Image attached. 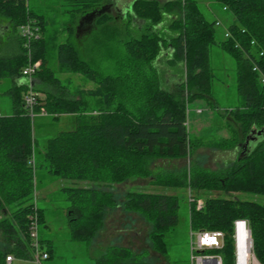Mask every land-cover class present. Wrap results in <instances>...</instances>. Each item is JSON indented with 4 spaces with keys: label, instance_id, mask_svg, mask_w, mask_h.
<instances>
[{
    "label": "trees",
    "instance_id": "trees-1",
    "mask_svg": "<svg viewBox=\"0 0 264 264\" xmlns=\"http://www.w3.org/2000/svg\"><path fill=\"white\" fill-rule=\"evenodd\" d=\"M215 1L233 17L228 38L216 39L214 21L205 19L196 0H133L125 15L128 19L108 9L97 14L105 0L81 1V15L96 10L92 46L103 45L105 54L115 59L113 72L105 73L80 57L70 40L59 44V65L95 84L89 90H71L46 65L43 23L32 15L27 0H0V26L20 29L16 51L8 55L0 46V81L12 83L6 90L12 111L0 115V264H5L8 254L28 261L31 257L27 223L33 203L28 198L35 187L32 157L39 141L23 105L24 86L17 84L27 63L21 34V26L27 23L38 31L29 49L34 59H41L34 86L45 94L35 110L42 107L53 118L71 114L74 122L72 129L47 137L37 151L49 174L71 181L61 188L67 201L69 238L92 247L113 212L137 213L149 224L148 247L136 250L111 243L99 250L94 264H163L156 263L150 251L167 257L164 237L178 223V196L120 192L116 186L149 174L150 159L184 158L203 145V140L190 137L185 126L187 104L202 97L214 101L210 46L218 45L233 58L236 91L242 101L222 113L230 131L227 138L207 143L234 151V157L216 170L193 163L177 174H164L160 185L188 188L194 199L202 200L199 209L188 202L189 227L224 233L223 247L217 251L222 264H232L231 226L236 218L248 221L254 254L264 264V202L234 196H264V87L252 70L257 63L264 71V0ZM76 36L79 39V30ZM168 47L173 67L170 83L155 64ZM254 127L262 133L240 155L239 144ZM203 191L229 196L203 197ZM37 211L40 221L43 209ZM43 247L50 257L52 249Z\"/></svg>",
    "mask_w": 264,
    "mask_h": 264
},
{
    "label": "rangeland",
    "instance_id": "rangeland-1",
    "mask_svg": "<svg viewBox=\"0 0 264 264\" xmlns=\"http://www.w3.org/2000/svg\"><path fill=\"white\" fill-rule=\"evenodd\" d=\"M81 1L85 0H27V7L32 15L39 18L43 23L42 35L45 38L47 49L46 65L53 70L54 75L58 76L61 81L68 77L79 88L89 90L95 86L84 80L80 74L66 71L57 61L59 44L70 40V43H74L80 57L84 58L91 66L101 71L103 70L105 73L113 72V59H115L113 55L107 56L104 52L105 50H103V45L97 44L95 48L92 46V38L94 35L96 36V31L85 32L79 35V39L78 35L76 36L78 26L84 16L79 12ZM196 1L206 20L210 22L218 20L220 22L219 25L214 24V28L216 39H222L225 29L233 21L229 10H225L223 5L215 0ZM120 2L122 3L123 0ZM103 7L104 5L101 6V8ZM123 19L128 18L124 16ZM1 24L3 23L1 22ZM3 28L4 26L1 25L0 46L3 48V53L9 55L12 51H16L18 47L17 35L20 33V29L8 31V29L3 30ZM25 54L28 57L31 56V60L38 61L40 66L41 59H34L31 49L25 48ZM209 65L212 71L210 95L214 101L202 97L189 102L186 111V113L188 112L186 115L189 118L188 133L191 138L196 137L203 140V145L199 146L193 154L184 158L150 159L147 161L149 174L130 179L128 183L116 186L120 192L135 190L176 194L178 196V223L166 232L164 237L167 243V257L165 258L154 251H150L152 258H156V260L154 259L156 263L190 264V227L188 223L187 198L189 189L160 185L162 182L161 177L167 173L174 174L179 172L183 168L188 169L193 163L199 164L206 169L216 170L220 166L222 167L229 163L235 154L234 151L212 148L207 143V141H218L227 138L230 131L226 127L221 114L224 113L226 108L239 105L242 101L236 91L234 60L218 45L213 44L209 48ZM11 85L12 83L9 79H4L0 83V113L2 114H9L12 111L11 97L6 93V90ZM165 87L167 86L165 85ZM41 96L39 94V99L43 98ZM197 109L201 110L202 116L198 119V124L192 128L191 122L194 116L196 117L197 115L195 113ZM66 116L63 115L58 120L48 114L34 117L32 123L33 134L39 141L38 143L41 144L47 137L55 135L58 131L72 129L74 127L72 115ZM39 144L35 146V165L33 170L36 197L33 192L28 200L33 202L35 198L36 205L43 209V219L38 223V235L43 242V246L52 249L50 257L45 259L43 264H94L95 257L99 253V247L103 249L106 247L105 245L111 244L112 241L118 244L129 242L128 244L136 250L148 247L147 233L149 224L137 213L122 214L113 212L105 219L104 229L92 247H89L84 241H72L69 238L67 227V201L65 193L61 190L63 185H70L71 181L61 179L47 172L42 155L37 153L40 149ZM191 193H193L192 190ZM201 196H229V194L222 191H203ZM234 196L264 202V196H255L248 193H234ZM125 226L128 228L129 234L125 235V237L123 235L122 241L115 239L118 229L120 227L124 229ZM137 231L139 236L135 239L134 233ZM106 239L108 240L105 242ZM209 253L216 254L217 252L210 251ZM14 264H31V262L17 259Z\"/></svg>",
    "mask_w": 264,
    "mask_h": 264
},
{
    "label": "built area",
    "instance_id": "built-area-1",
    "mask_svg": "<svg viewBox=\"0 0 264 264\" xmlns=\"http://www.w3.org/2000/svg\"><path fill=\"white\" fill-rule=\"evenodd\" d=\"M214 24L219 25L220 22L215 20ZM21 34L25 39L24 45L27 46V48H29L31 40L38 37L36 26L33 28L28 23L21 26ZM224 36L227 38L230 36L228 28L225 29ZM250 43L252 45L255 44L254 40ZM259 55H263V51H260ZM38 68L39 62L31 60V56H29L27 63L21 69L19 78L23 80L24 86L23 105L26 108L27 115L31 119H33L37 114H47L42 107L39 111L35 110V107L39 104V92L34 87V76ZM252 70L258 72L259 82L264 87V71L260 69V66L257 63L253 64ZM196 112L200 113L201 110L197 109ZM185 126H187V120H185ZM187 198L188 202H193L197 209L202 207V200L194 199L190 190H188ZM32 203V211L28 214L27 223V235L31 250V257L29 261L31 264H43V261L48 259L49 253L42 246L38 235V206L36 205L35 198ZM231 239L233 246L232 264H261L254 254L253 238L246 219L236 218L233 220L231 226ZM223 244L224 233L221 230L190 229V264H222V256L217 251L223 247ZM210 251H216L217 253L211 254L209 253ZM14 261L15 257L12 254L5 256V264H14Z\"/></svg>",
    "mask_w": 264,
    "mask_h": 264
},
{
    "label": "crops",
    "instance_id": "crops-1",
    "mask_svg": "<svg viewBox=\"0 0 264 264\" xmlns=\"http://www.w3.org/2000/svg\"><path fill=\"white\" fill-rule=\"evenodd\" d=\"M133 0H127V4L126 5H124V6H122L121 8H119V10H121V13L123 14V16H125L126 14H127V10L128 9H130V7H131V2H132ZM158 1H160V2H164V1H166V0H158ZM225 9V8H224ZM226 10V9H225ZM123 18V17H122ZM94 19L92 20V22H91V25H90V27L89 28H87V30L85 31V32H91V31H95V27H94ZM80 26V25H79ZM79 26H78V30H79ZM81 31L79 30V35H82L83 33H85V32H81ZM11 48V47H10ZM170 55H171V50H170V47H168V48H166L165 50H163V52H162V54H161V56L159 57V59H157L156 60V62H155V64H156V66L158 67V69L159 70H162L163 72H164V75H163V78L166 80V81H168V83H170V81L171 80H173V68L171 67V65L169 64V62H168V60L170 59ZM36 80V78L34 77V81ZM21 82H23L21 79H18L17 80V84H20ZM172 82V81H171ZM0 83H1V81H0ZM64 85H66L69 89H71V90H76L77 88H79L77 85H75V84H73L72 83V81H71V79H69L68 77H66L65 79H64V81L62 82ZM90 83H92V82H90ZM92 85H94L95 86V84L94 83H92ZM38 92H39V94L40 95H42L41 97H43V98H41L40 99V101L41 100H43L44 99V97H45V94H44V92L42 91V90H38ZM198 106V105H197ZM197 115H196V117L194 116V118H193V121L191 122V126H192V128H194L193 126H195V125H197L198 124V119L200 118V116H202V112H200L199 114L197 113V112H195ZM10 114V113H9ZM187 114V113H186ZM0 115H8V114H2V113H0ZM47 115V114H46ZM68 115V114H67ZM204 115V114H203ZM36 116H41V114H37ZM35 116V117H36ZM62 117H63V115H61ZM60 116V117H61ZM64 116H66V114L64 115ZM221 116H222V114H221ZM59 117V118H60ZM67 117V116H66ZM69 117V116H68ZM59 118H55V119H59ZM188 117H187V115H186V120H187V126H186V128H187V131H188V127H189V118L187 119ZM34 119V118H33ZM33 119H32V123H33ZM32 133H33V127H32ZM34 135V134H33ZM233 152V151H232ZM231 152V153H232ZM33 163H32V165L34 166L35 165V153L33 152ZM125 183H128V181L127 182H125ZM125 183H123V184H125ZM123 184H121V185H123ZM34 196H36V192L34 191ZM109 217V216H108ZM107 217V218H108ZM104 229V228H103ZM102 229V230H103ZM101 230V231H102ZM101 231L99 232V234H98V236L99 235H101L100 233H101ZM129 233H128V228L127 227H124V229H123V227H120L119 229H118V234H117V237L115 238V239H117V240H123L122 239V237H123V235H124V237H125V235H128ZM97 236V237H98ZM139 236V232L137 231V232H135L134 233V237H135V239L137 238ZM97 239V238H96ZM131 240H132V238H130ZM108 239H106L105 240V242L107 241ZM112 241V240H111ZM120 241V242H121ZM95 242V241H94ZM112 243H113V241H112ZM129 243V242H128ZM128 243H125V244H123V243H120V244H122V245H125V246H131V245H129ZM128 244V245H127ZM93 245V244H92ZM106 246V245H105ZM99 250H100V247H99ZM49 258V257H48ZM15 260H17L16 258H15Z\"/></svg>",
    "mask_w": 264,
    "mask_h": 264
},
{
    "label": "water",
    "instance_id": "water-1",
    "mask_svg": "<svg viewBox=\"0 0 264 264\" xmlns=\"http://www.w3.org/2000/svg\"><path fill=\"white\" fill-rule=\"evenodd\" d=\"M105 6L99 10H97V14H100L102 13L104 10H105ZM96 13V10H93L87 14H85L82 18V20L80 21V24L81 25L83 23V20H87V18L89 17H92L94 16ZM94 19V18H93ZM92 19V20H93ZM91 20V21H92ZM22 80V79H21ZM23 81V80H22ZM18 85H23V82H21L20 84ZM262 133V129H257V128H252L249 132V134L246 135L244 141L242 143L239 144V147H241V151H240V155H242V153L244 152V150L247 149L248 146H250L252 144V142L255 141V139L257 138L258 135H260Z\"/></svg>",
    "mask_w": 264,
    "mask_h": 264
},
{
    "label": "flooded vegetation",
    "instance_id": "flooded-vegetation-1",
    "mask_svg": "<svg viewBox=\"0 0 264 264\" xmlns=\"http://www.w3.org/2000/svg\"><path fill=\"white\" fill-rule=\"evenodd\" d=\"M120 1L121 0H105V3H103L102 5H105V8L108 10H111L113 13H119V15H121L122 13H121V10H119V8L122 7L121 4H123V5L127 4L126 3L127 0H123L122 3ZM94 16L87 18V20H83V23L79 26V30L81 32H85L87 30V28L90 27L91 22H92L91 20L94 18Z\"/></svg>",
    "mask_w": 264,
    "mask_h": 264
}]
</instances>
